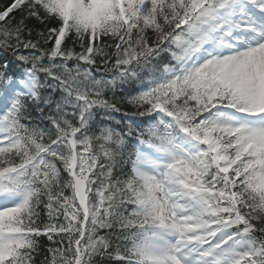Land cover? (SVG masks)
I'll return each mask as SVG.
<instances>
[{
	"label": "snow or ice",
	"instance_id": "1",
	"mask_svg": "<svg viewBox=\"0 0 264 264\" xmlns=\"http://www.w3.org/2000/svg\"><path fill=\"white\" fill-rule=\"evenodd\" d=\"M0 264H264V0H0Z\"/></svg>",
	"mask_w": 264,
	"mask_h": 264
}]
</instances>
